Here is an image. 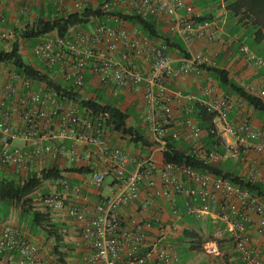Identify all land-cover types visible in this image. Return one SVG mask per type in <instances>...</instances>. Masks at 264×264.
<instances>
[{"label":"built area","instance_id":"obj_1","mask_svg":"<svg viewBox=\"0 0 264 264\" xmlns=\"http://www.w3.org/2000/svg\"><path fill=\"white\" fill-rule=\"evenodd\" d=\"M4 2L10 0H2ZM20 3V15L32 13V7L52 5V17L78 13L85 8H99L103 13L115 10L122 15L168 22V33L183 43L188 57L175 66L174 59L163 45L148 40L142 34H131L129 26L109 16L113 26L97 22L95 26L71 27L63 36L51 33L32 47V55L72 92L83 91L85 75L89 85L103 95H142L143 109L150 117L151 140L158 151L165 147L166 128L173 141L181 138L194 146L191 152L201 161L222 160L215 152L202 150L199 141L202 130L189 116L175 125L169 106L162 102L163 84L174 83L181 77H200L203 67L213 60L193 52L195 42L218 37L217 23L206 21L185 0H13ZM45 8V16H47ZM0 15V41L14 37L10 28L3 27ZM239 53L245 62L264 70V55L242 45ZM208 85L203 95H214ZM244 91L264 99V85H246ZM87 95H97L91 91ZM199 105L212 113L210 124L227 148L236 156L239 148L249 147V139H258L256 152L264 159V126L259 133L242 120L226 122L227 115L247 106L241 97L226 93ZM155 107H160L155 111ZM104 119L70 102H60L55 91L44 83H34L20 77L9 65L0 64V170L10 167L16 174L30 171L34 163L66 162L74 166H89L90 188L99 190L105 177L112 178L113 191L91 205L84 203L81 186L59 180L55 190L40 196L37 203L47 213H60L78 227L76 246L81 251L79 264H178L176 253L164 245L182 229L183 215L196 219L211 218L224 224L231 238L233 252L244 264H264L260 259L261 245L254 242L248 231L251 225L264 238V202L256 194L210 173H199L187 164L156 163L150 155L143 159L130 157L112 146ZM19 140L21 145L14 141ZM68 141L66 145L65 142ZM198 143V144H197ZM133 166L131 170L127 167ZM246 179L264 184L261 171H251ZM159 199L170 204L171 225L162 223L152 203ZM179 199V205L172 204ZM127 213V218L124 214ZM250 223V224H248ZM209 253H216L210 244ZM0 264H52L46 247L34 243L7 221L0 223Z\"/></svg>","mask_w":264,"mask_h":264},{"label":"trees","instance_id":"obj_2","mask_svg":"<svg viewBox=\"0 0 264 264\" xmlns=\"http://www.w3.org/2000/svg\"><path fill=\"white\" fill-rule=\"evenodd\" d=\"M0 1L6 3L2 0ZM45 8L47 9V16L44 15ZM228 8L230 9V12L239 16V21L248 22L256 40L264 43V0H234L232 5ZM16 12V19L19 18L26 22L24 23V27L21 29H17L16 27L18 22L17 24H12L13 26L11 29L14 34L17 32L18 40L12 44L10 50L8 51L0 48V64L11 66V69H13L20 77L29 79L34 83H44L47 88L55 91L58 101H71L76 104L80 110H88L92 115L104 119L103 124L108 130V140L111 136L118 135L122 138L129 139V141L135 145L141 144L146 148L157 147L158 144L147 138L140 126L134 127L129 124V110L123 109L119 106V101L123 99L122 96H118L114 99L110 97L111 95H103L98 89H93L88 83L90 79L88 74L85 75L83 91L81 93L80 91L72 92L70 88L71 86H66L56 77L50 76V72L38 60L34 65L28 63L23 58V54L20 51V41H27L31 44L30 54L32 55V47L48 34L55 32L59 36H63L71 27L80 26L82 29H86L87 25L90 24V26H95L97 22L110 27L114 24L113 22L108 21L109 16L117 17L118 21L121 23H124L129 27L139 29L141 34L148 40L159 42L160 45L165 46L166 52H169L170 50H177L182 52L185 57H188L183 43L178 38L165 35L159 28L160 22L158 23L155 19H142L135 14L122 15L117 10L108 14L103 13L99 8H85L83 11L78 13L52 17L51 15L53 9L50 4L46 7L43 5L39 7H32V13L36 15L34 18L31 17L30 14L20 15L18 13V9ZM2 14L3 13H0V15ZM3 18L5 22V17L3 16ZM32 19H35L34 22L29 24L28 21H33ZM203 69L214 73L215 78L221 85L226 87L230 92L236 94L238 97L243 98L247 106L252 107L254 110L259 111L264 115V102L247 94L242 88L234 85L227 79L224 71L208 67H203ZM91 91L97 94L94 95V98H84L82 96L87 95ZM131 108L133 109V107ZM189 116L194 118L198 122L199 127L206 133L204 139H202V141L200 139L199 141L202 146V150L206 152H215L219 156H224V150H227V148L224 146L221 139L213 133V127L210 124L213 114L207 112L205 107L196 103ZM163 141L165 143V147L163 150L159 151L161 163L187 164L199 173H210L216 176H221L228 179L231 183L248 190L250 193L256 194L264 202V184L257 181H248L246 177H240L234 172L223 170L212 163L199 160L197 156L191 152L190 148H178V141H173L169 134H167ZM65 144L67 145L68 143L65 142ZM222 147L224 150L220 149ZM91 172L92 171L89 166L79 167L68 164L60 167L58 162L51 163L49 166L43 167L39 170L27 171L22 175L16 174L10 167H5L0 170V203L7 208V213L4 218L7 216L13 205L19 206L20 214L25 217H29L30 224L43 229L45 236L48 239H53L55 246H53L52 249L50 248L52 251L49 250V246L45 243H41L46 247L51 257L52 264H66L63 254L58 251V244L61 242V237L56 230V225H53L50 222L48 213L43 214L39 211H32L33 209L31 207V203L33 193L46 182L57 183L62 179L67 180L66 177L68 175L88 177ZM103 197L104 196L100 195L96 200ZM198 220L201 219H196L190 215H183V217L179 220V224H185H180L182 226V235L186 239H191L187 242L189 249L195 251L203 250V243L205 241L195 230L190 229L188 226H191ZM171 239H169L164 245L167 246ZM52 252L53 255L51 254ZM177 258L179 261L178 255ZM178 264H180V261Z\"/></svg>","mask_w":264,"mask_h":264},{"label":"crops","instance_id":"obj_3","mask_svg":"<svg viewBox=\"0 0 264 264\" xmlns=\"http://www.w3.org/2000/svg\"><path fill=\"white\" fill-rule=\"evenodd\" d=\"M185 2L191 4L194 9L201 15V18L206 21L215 22L218 26V37L215 39L202 38L197 40L193 46V52L209 56L213 60V64L208 68L224 71L227 79L243 90L246 85H254L258 87L263 86L264 70L256 69L255 67L248 65L245 62L244 57L239 53V48L242 45H245L252 52L264 55V43L258 42L256 40V37L254 36L251 26L248 22L239 21V16H236L235 14L230 12V9L228 7L232 5L234 0H185ZM2 4L3 2L0 1V5ZM5 15H7V13H5ZM17 22L18 21L16 18L10 19L11 24H17ZM129 28L131 30V34H141L139 29L135 27ZM159 28L165 35L178 38L177 36L168 33L167 21L160 22ZM155 43L160 44L159 42ZM167 53L174 59L175 66L181 65V61L185 58V55L177 50H170ZM208 85L214 88V95H203V90ZM161 88L162 95L158 96L161 98L162 102H165L167 98L170 99L169 106L171 107L172 114L174 116L175 125L173 129L175 130H178L180 128L178 125L186 116V108L193 107L196 103L199 102V100H206L210 102L212 99L226 93L232 94L233 96L237 97L236 94L230 92L226 87L218 82V80L215 78L214 73L204 69L200 77H181L174 83L163 84ZM127 96L128 95H126L125 97ZM129 96L131 95L129 94ZM133 96L134 99L138 97V100L140 99L143 102L142 95ZM262 101L264 102V99H262ZM159 110L160 107H155V111ZM242 120L248 121L251 124L252 130L256 133H259L264 126V115L259 111L254 110L250 106H246L243 110H234L233 112L229 113L226 118V122L234 124ZM136 126H138V123L136 124ZM166 131L167 134H170L172 129L167 127ZM205 136L206 133L205 131H203L201 141ZM149 139L151 138L149 137ZM14 142L19 145L22 144V142L19 140H16ZM257 142L258 139H249L250 146L247 148L244 147L245 150L243 153L245 154V161L243 164V168H250L249 172L255 170L261 171L264 177V159L262 155L256 152L253 148ZM66 143H68V141H66ZM109 143H111L112 146L119 147L132 158L140 160L151 155L158 166L161 163L160 154L157 147L146 148L141 144L135 145L131 143L129 139L122 138L118 135L111 136L109 138ZM177 146L178 148L187 147L190 149L194 147L191 142H187L183 138H181L177 142ZM220 149L224 150L223 147ZM224 151L225 156L223 158H226L227 155L230 156L227 150ZM50 164L51 163L48 162L34 163L30 167V170H39L43 167L49 166ZM58 165H60V167H63L68 165V163L62 161L58 162ZM233 166L234 173L240 176L239 173L242 169L238 170L239 166L235 164ZM132 168L133 166H129L127 167V170H131ZM223 170L226 169L223 168ZM249 172L244 177H247ZM66 179L71 184H79L81 186V196L84 203L87 204H91L92 202H94L98 198V196L101 195L105 197L113 191L112 178L110 176L105 177L104 186L100 190L90 188L87 184V177H81L79 175H68ZM55 187L56 183L46 182V184L44 183L43 187L41 186L33 193L31 203V207L33 209L32 211H39L43 214L47 213L39 207V203H37V201L40 196L47 195L53 192L55 190ZM105 191L107 192V194H104ZM172 204L179 205V199L173 201ZM152 209L159 214L162 223H164L165 225L172 224L174 219L170 211L169 203L156 199L152 203ZM162 211H164V213H162ZM48 214L50 222L53 225H56V230L61 237V242L58 244V251L63 254V258L66 261V264H79L81 251L76 246L79 235L77 225L69 219L65 218L60 213ZM127 215V213L123 215L125 219L127 218ZM27 219L23 223L22 221H24V219H22V221L18 220L16 222L13 220H8L6 216L2 220H0V223L7 221L14 229L23 234L26 240L34 243H45L47 246H49V250L50 248L52 249V247L55 246L53 239H48L45 236V232L43 229L30 224L29 217H27ZM201 220H204L206 222L212 221L213 223L219 222L213 221L209 217ZM222 225L224 226V224ZM248 226V231L252 240L261 245L260 259L264 262V238L257 236L252 226Z\"/></svg>","mask_w":264,"mask_h":264},{"label":"rangeland","instance_id":"obj_4","mask_svg":"<svg viewBox=\"0 0 264 264\" xmlns=\"http://www.w3.org/2000/svg\"><path fill=\"white\" fill-rule=\"evenodd\" d=\"M19 6L20 3H14L13 0L0 5V13H3L2 15L5 17V22L3 26L10 29L12 28L13 25L10 23V19L16 18L17 16L16 10L18 9ZM5 13H7V15H5ZM34 20L33 21L29 20L28 21L29 24L34 22ZM17 21H18V25L16 26L17 29H21L22 27H24V23L26 21L21 20L19 18L17 19ZM14 36L15 37H13L8 42H0V48H2L5 51L10 50L12 44L16 40H18L17 32L14 34ZM20 47H21L20 51L23 54V58L28 63L34 65L37 62V59H35L30 54L31 44L27 41H20ZM82 96L84 98H94V95H82ZM118 96H122V95H111L110 97L115 99ZM125 96L126 95H123V99L119 101V106L123 109L129 110L130 113L129 124L134 127L136 126L137 123L138 126L141 124L140 128L144 132L145 136L147 138L151 137V131L149 128L150 117L147 116L145 112H143V108H142L143 102L140 99L138 100V97L134 99L133 95L131 96L128 95L127 97ZM131 107H133V109ZM244 150L245 149L243 147L239 148L236 156L227 155V157L223 158V160L213 162L212 164L221 169L225 168L230 172H234L233 165L235 164L239 166L238 170L242 169L240 173L238 172L240 174V177H244L250 171V168L247 167L243 168V164L245 161L244 160L245 154L243 153ZM235 157L237 160L235 159ZM41 186L43 187L44 184ZM104 194H107V192L105 191ZM6 213H7V208L0 203V220L4 218ZM162 213H164V211H162ZM7 218L10 221L13 220L16 222L18 220L22 221V219H24V221H22L23 223L27 219V217L20 214V207L17 205H13L10 208ZM180 224L185 225L182 223ZM188 227L190 229L195 230L197 234H199L205 242L203 243V250L201 251L190 250L189 246L187 245V242H189L191 239H186L182 235V229H180L176 234L177 237L171 239L167 244V246L170 247L178 255L180 264H243L233 252L231 238L225 232V227L220 222L213 223L212 221L206 222L204 220H198ZM210 244L215 245L217 250L215 254L208 252L211 251V249L209 248ZM51 254L53 255V252Z\"/></svg>","mask_w":264,"mask_h":264}]
</instances>
